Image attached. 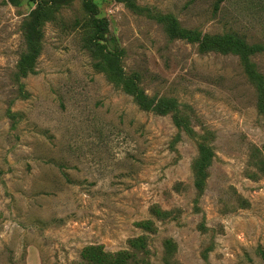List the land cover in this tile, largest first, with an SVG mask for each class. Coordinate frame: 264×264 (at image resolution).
Listing matches in <instances>:
<instances>
[{
  "label": "rangeland",
  "instance_id": "rangeland-1",
  "mask_svg": "<svg viewBox=\"0 0 264 264\" xmlns=\"http://www.w3.org/2000/svg\"><path fill=\"white\" fill-rule=\"evenodd\" d=\"M17 1L0 0V264H264V50L253 78L237 50L202 52L160 20L264 46V0H94L125 75L198 138L98 68L81 0L44 21L24 73L36 3ZM199 141L216 155L202 195Z\"/></svg>",
  "mask_w": 264,
  "mask_h": 264
},
{
  "label": "trees",
  "instance_id": "trees-1",
  "mask_svg": "<svg viewBox=\"0 0 264 264\" xmlns=\"http://www.w3.org/2000/svg\"><path fill=\"white\" fill-rule=\"evenodd\" d=\"M11 2L18 4L17 0H10ZM36 3V8L31 14V20L27 28V41L29 45V55L25 59L22 65L24 73L32 71L33 65L41 52L43 31L42 25L46 19L52 14L57 5L71 2L73 0H32ZM83 9L91 17L92 24L95 29V47L97 52H101V62L98 63V68L107 73V76L117 86L122 85L126 92L133 95L135 102L144 110H151L159 115L173 114L174 122L179 130L184 129L190 136L198 138V135L191 128L190 124L185 121L183 116L180 115L178 105L174 100L171 99H149L144 92L139 88L137 82L130 77L125 75L124 69L121 66V54L122 51L117 45V41L113 38H107L106 35L109 33V22L107 19L98 17V6L94 0H81ZM218 8V4L216 6ZM163 22H169L170 31L173 38L185 39L189 42H198L202 52L217 49L222 52L229 50H237L242 54L245 60L246 70L251 77H256L254 67L249 62L250 56L257 52L263 51L264 46L261 45H247L244 41L238 39L235 35H228L224 37L210 38L207 35L199 34L197 31H188L182 29L177 20L171 16L163 17L160 19ZM105 42V43H102ZM107 43V44H106ZM108 45L110 47H108ZM109 50L104 52V50ZM261 91L263 95L260 101L261 112L264 114V81L261 79ZM198 147L200 151V157L197 160L194 170L197 177L195 186L199 191L200 195L203 194L206 186V181L209 178V169L214 163L215 152L213 147L206 143L199 141ZM196 208L199 210L198 199L196 200ZM85 251L84 257L91 260L97 261H110L111 255H103L98 249H91V252ZM89 254V255H88Z\"/></svg>",
  "mask_w": 264,
  "mask_h": 264
}]
</instances>
